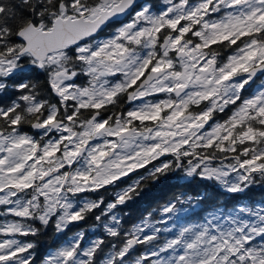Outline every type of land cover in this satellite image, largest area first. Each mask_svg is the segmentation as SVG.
Masks as SVG:
<instances>
[{
  "label": "snow or ice",
  "instance_id": "1",
  "mask_svg": "<svg viewBox=\"0 0 264 264\" xmlns=\"http://www.w3.org/2000/svg\"><path fill=\"white\" fill-rule=\"evenodd\" d=\"M256 187L264 0H0V264H264Z\"/></svg>",
  "mask_w": 264,
  "mask_h": 264
},
{
  "label": "trees",
  "instance_id": "2",
  "mask_svg": "<svg viewBox=\"0 0 264 264\" xmlns=\"http://www.w3.org/2000/svg\"><path fill=\"white\" fill-rule=\"evenodd\" d=\"M183 183V181L179 182ZM178 182L176 180H171L165 183V185H161L159 187H154L147 193H145L138 201L134 203L137 207L133 212L130 213V218L135 221L138 217L141 216L142 213H146L147 211H152L153 209H157L159 206L166 203L169 199H171L174 195L179 194L178 189ZM201 190H203L201 188ZM211 193V189H209ZM262 189L256 187L252 190V195L256 199L264 198L261 195ZM215 200L220 203L224 204L228 202V198L224 195H217L215 196ZM207 210H211V202L209 204L201 206V208L196 209V214H206ZM193 214L191 211L188 213L181 212L178 215L181 217L180 222H197V216ZM159 216V213H157Z\"/></svg>",
  "mask_w": 264,
  "mask_h": 264
},
{
  "label": "flooded vegetation",
  "instance_id": "3",
  "mask_svg": "<svg viewBox=\"0 0 264 264\" xmlns=\"http://www.w3.org/2000/svg\"><path fill=\"white\" fill-rule=\"evenodd\" d=\"M254 90V88H249L248 89V92L245 93V95H248L250 92H252ZM171 180H175V179H170L168 181H171ZM168 181H165V182H162L160 185L156 186V187H159V186H163L165 185V183H167ZM137 207L132 204L129 206V208L126 210L127 212L131 213L133 212ZM93 223V220L92 218L90 217L87 221L84 222V224H81L79 226H77V228H74L73 231L75 230H78V228H85V229H88V230H91L89 229V226ZM71 235V232L69 233V236ZM52 243V238L51 237H48V238H42V243L40 245V248H39V251L41 253V256H43L44 254H46V250H48L49 248V245ZM39 264V262H38Z\"/></svg>",
  "mask_w": 264,
  "mask_h": 264
}]
</instances>
